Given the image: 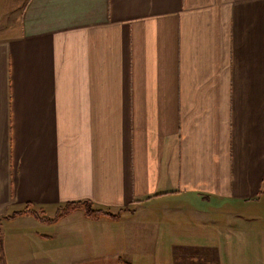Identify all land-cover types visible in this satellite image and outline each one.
Segmentation results:
<instances>
[{"label":"crops","instance_id":"0c3cea01","mask_svg":"<svg viewBox=\"0 0 264 264\" xmlns=\"http://www.w3.org/2000/svg\"><path fill=\"white\" fill-rule=\"evenodd\" d=\"M5 17L0 264H264V0Z\"/></svg>","mask_w":264,"mask_h":264},{"label":"trees","instance_id":"16d2710c","mask_svg":"<svg viewBox=\"0 0 264 264\" xmlns=\"http://www.w3.org/2000/svg\"><path fill=\"white\" fill-rule=\"evenodd\" d=\"M77 209H83L85 214L90 218H98L101 215H106L112 217L113 219H118L121 216V213L113 214L110 211L96 209L90 201H79V202L68 203L64 205V207L62 206L58 214L54 218H47L43 215V213L31 209L30 206H27L23 211L15 212L11 217H15L20 214L30 213L35 215L37 218H39L42 221L54 222L57 219L61 218L62 216ZM121 264H127V263L122 262Z\"/></svg>","mask_w":264,"mask_h":264},{"label":"rangeland","instance_id":"374dc122","mask_svg":"<svg viewBox=\"0 0 264 264\" xmlns=\"http://www.w3.org/2000/svg\"><path fill=\"white\" fill-rule=\"evenodd\" d=\"M25 0H0V12L5 11L10 6V8H13V6L16 5V8L23 5ZM15 2V5L13 3ZM11 10V9H10ZM18 21V20H17ZM18 25V22H17ZM7 26V19L6 17L1 20L0 22V29L2 30ZM64 207V206H63Z\"/></svg>","mask_w":264,"mask_h":264}]
</instances>
